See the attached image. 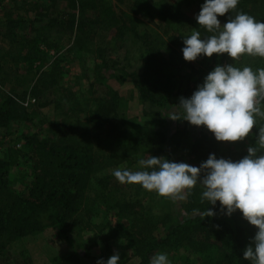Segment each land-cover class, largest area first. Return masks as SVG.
Wrapping results in <instances>:
<instances>
[{
    "label": "trees",
    "instance_id": "1",
    "mask_svg": "<svg viewBox=\"0 0 264 264\" xmlns=\"http://www.w3.org/2000/svg\"><path fill=\"white\" fill-rule=\"evenodd\" d=\"M44 1L43 5L35 6L31 18L0 15V29L4 34L0 41V130L13 121L30 124L32 105L38 108L52 105L55 110H62L65 104L71 105L75 101L76 93L60 82V62L48 60V51L79 49L85 43L105 37L123 39L129 30L135 31L136 23L141 24L135 16L139 13L150 21L156 18L163 25H157L161 31L155 29L135 34L142 39V49L132 66L121 64L114 58H105L106 49L101 45L96 48L100 60L95 64L98 71L96 84L101 97L90 109L91 119L83 123L77 120V124L76 121L71 124L56 121L49 125L43 136L39 132H22L21 145L16 146L10 140L7 142L0 153V264H9L12 256L8 246L11 243L41 233L47 227H54L61 235L67 236V227L71 223L80 229L96 230L106 248L109 240L123 239L137 257L135 264H150L156 251L178 243L187 244L196 254L197 262L193 264H252L251 260L243 258L242 252L251 243L256 227L242 217L239 209L225 215L219 201L216 205L207 204L201 198L204 188L199 181L184 201L175 200L176 209H183L181 215L176 209L175 213L169 210L156 212L154 206L163 204L165 196L148 191L138 183L120 182L113 174L116 170L125 169L134 172L128 164H133L134 158L141 152L142 159H147L149 155L162 159L161 145H165L166 141L176 145L189 135L190 123L181 118L183 110L170 111L178 119L170 120L166 130H157L155 139L123 135V139L116 138L114 144L100 153L96 151V142L101 129L108 128L112 136L118 134L113 118L121 97L115 89L104 84L105 78L129 79L141 101L161 108L167 101V95L173 91L179 93L175 104L179 103L181 96L189 97L217 64H231L237 68L248 66L255 72L264 69V57L241 54L231 58L227 53H213L210 57L199 55L193 61L184 60L181 52L183 38L193 32H199L201 38L214 33L197 24L195 18L185 15L176 3L115 0L131 13L126 15L124 10H119L116 4L107 0ZM239 12L264 22V0H239L236 8L230 11L229 18ZM227 18L228 13L218 15L221 24ZM22 23L27 24V29L17 34ZM7 50L14 56L19 55L27 69L34 71L27 94L11 89L5 94L2 92V88L13 81L12 64L17 61V57H12L11 64H1ZM169 58L180 64L186 63L190 74L180 77L176 68L169 67ZM26 95L33 100L31 105L25 101ZM259 107L264 112V103H260ZM93 121L95 124L91 128L94 131L89 127ZM180 121L181 128L176 126ZM197 127L187 152L188 161L193 166L198 167L209 153L233 161L246 155L248 147L255 148L257 155L264 154V144H261L264 139V116L255 115L248 135L237 141H217L204 125ZM2 139L4 137L0 133ZM145 145L150 148L145 149ZM18 167L26 168L21 170L20 189L14 185L16 180L9 178L11 169ZM145 202H150V205L145 207ZM94 205L113 215L115 224L94 223ZM206 208H212L215 215L203 217ZM214 252L220 254L219 260L212 257ZM108 257L106 255L103 259ZM52 262L91 264L81 261L73 250L53 257Z\"/></svg>",
    "mask_w": 264,
    "mask_h": 264
},
{
    "label": "rangeland",
    "instance_id": "2",
    "mask_svg": "<svg viewBox=\"0 0 264 264\" xmlns=\"http://www.w3.org/2000/svg\"><path fill=\"white\" fill-rule=\"evenodd\" d=\"M44 0H0V15L9 14L10 16L20 17H32L35 6L43 5ZM108 2L117 5L118 9L124 10L126 15L131 14L128 9L123 5H118L115 0H107ZM159 3H176L181 11L190 17L195 18V14L198 13L200 5L203 0H153ZM45 2V1H44ZM35 8V9H34ZM141 24L134 25V30H129L127 35L123 38L105 37L102 40L92 41L91 43H85L82 48L73 47L67 51L66 48L61 50L48 51L46 58L48 60H58L62 66V76L60 79L61 84L72 89L76 94V99L72 104L67 103L63 106L62 110H55L52 105L38 108L36 105H32L30 108L32 121L29 124L24 122L13 121L10 125L1 129L0 133L4 139L0 140V153L7 146V142L16 143V146L22 144L21 133L39 132L41 136L46 134L50 124L56 121H66L68 124L73 121L80 120L79 123H83L91 119L92 114L90 109H93L97 104L100 96V88H98L96 77L98 71L95 68V64L99 63L98 54L95 50L99 45L101 48H105V58L110 57L119 61L121 64H129L132 66L137 60V55L142 49V39L138 38L135 34L143 33V31H150L158 29L161 31V27L157 26L161 24V21L154 19L150 21L147 16L142 13L135 15ZM137 25V26H136ZM163 25V23L161 24ZM27 24H20L17 29V34L25 32ZM156 30V31H158ZM182 30L185 31L184 28ZM187 30V29H186ZM2 28L0 29V41L3 39L4 34ZM143 38V36H142ZM5 50V49H4ZM103 53V52H101ZM109 56H108V55ZM12 57H17L16 63L12 64L13 70L11 71L13 81L6 84L2 88V92L5 94L10 89L22 94L26 93L29 88V84L33 79L34 71L28 70L26 63L19 57V55H13V52L6 51V55L2 57L1 64L3 66L9 65ZM168 59L169 67L176 68V71L180 74V77H186L190 74V68L186 63H178ZM129 69L131 67H128ZM102 73V72H101ZM105 75V73H103ZM104 84L109 85L115 89L121 99L119 106L116 110L113 123L117 128V135L112 136L108 133V128L101 129V133L97 137L96 151L98 153L103 152L111 144L115 143L116 138L123 139V135L136 136L137 138H151L155 139V132L157 130H166L168 125L170 126V120L167 115H172L170 111L179 112L182 110L180 105L175 104V101L179 97V93L172 92L167 95V101L164 102V107H156L149 105L139 99L136 89L132 86L129 79L120 81L117 78H105ZM97 89V90H96ZM96 90V91H95ZM94 91V92H93ZM180 92V90H178ZM1 99V94H0ZM25 101L28 103L33 102L29 95H26ZM260 103H264V99ZM65 111V112H64ZM95 124L93 121L89 124L90 130ZM81 127V124H78ZM177 127L181 128L182 121L179 122ZM196 125L190 124L188 127L189 135L182 138L178 144L174 145L168 141L163 147L162 159H169L175 162H185L192 165L188 160V149L193 140V135L197 130ZM94 131V130H92ZM7 132L9 135H4ZM150 148L149 145H145V149ZM154 148V147H153ZM142 153V152H141ZM138 153L134 158L133 164H128L134 171L143 170L139 165L143 156ZM162 154V153H161ZM126 165V164H125ZM127 168V166H125ZM21 169L12 168L9 173V178H13L14 185L20 189L22 188V180L20 175ZM20 179V180H19ZM204 188V186L202 185ZM92 194V192H91ZM185 200V199H184ZM181 200V201H184ZM178 201V200H177ZM145 207L150 205V202L144 203ZM155 211L169 210L175 213L176 203L175 200L166 197L163 204L154 206ZM94 223H106L110 222L111 225L115 224L114 216L106 213L99 205L92 206ZM177 208V214H183V209ZM180 210V211H177ZM96 230H84L76 227L74 224H69L67 227V236L61 235L54 227H47L41 233L36 235L26 236L19 239L8 246V250L11 253V260L9 264H16L18 261L28 264H53L52 258L55 256L64 255L72 250L80 257L81 261H85L91 264H96L98 258H104L106 255H112L114 252L119 254L118 264H135L137 257L133 255L132 249L127 242L123 239L115 238L108 241L106 248L105 242L96 235ZM158 253H165L170 264H188L196 263L197 256L193 250L183 243L172 244L165 248L156 251ZM214 260H219V253H211ZM226 264H228L226 262Z\"/></svg>",
    "mask_w": 264,
    "mask_h": 264
},
{
    "label": "clouds",
    "instance_id": "3",
    "mask_svg": "<svg viewBox=\"0 0 264 264\" xmlns=\"http://www.w3.org/2000/svg\"><path fill=\"white\" fill-rule=\"evenodd\" d=\"M239 0H203L195 14L196 23L214 33L201 38L193 32L183 38L182 58L193 61L199 55L212 56L227 53L231 58L241 54L264 57V22L239 12L229 18ZM228 13L221 24L218 15ZM264 99V69L255 72L248 66L233 67L231 64H217L197 85L192 94L179 98L183 110L182 119L192 125H204L217 141L243 139L253 127L255 115L264 116L259 104ZM178 119L176 115H167ZM264 144V139L261 140ZM247 148V154L233 161L217 158L209 153L199 166L175 162L150 156L140 160L143 168L150 170H116L113 174L120 182L138 183L148 191L184 200L199 181L204 190L201 198L209 205L217 201L225 215L239 209L242 217L256 227L251 243L242 252L252 264H264V154ZM204 216H213L212 208H206ZM119 254L114 252L106 260L98 258L96 264H118ZM150 264H170L165 253H158Z\"/></svg>",
    "mask_w": 264,
    "mask_h": 264
}]
</instances>
